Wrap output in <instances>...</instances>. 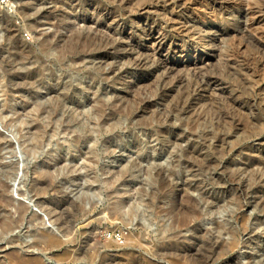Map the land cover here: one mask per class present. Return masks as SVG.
Segmentation results:
<instances>
[{"label":"rangeland","instance_id":"1","mask_svg":"<svg viewBox=\"0 0 264 264\" xmlns=\"http://www.w3.org/2000/svg\"><path fill=\"white\" fill-rule=\"evenodd\" d=\"M11 3L0 6V215L16 223L0 264H168L155 249L174 234L208 264H264V0ZM157 166L218 203L182 225L200 192L177 196L181 179L163 183ZM38 229L58 244L37 242Z\"/></svg>","mask_w":264,"mask_h":264},{"label":"bare ground","instance_id":"2","mask_svg":"<svg viewBox=\"0 0 264 264\" xmlns=\"http://www.w3.org/2000/svg\"><path fill=\"white\" fill-rule=\"evenodd\" d=\"M167 2H168V0H167ZM80 4V3H79ZM29 7H27V9H28ZM29 11V10H28ZM25 12V11H24ZM27 12V11H26ZM27 15V14H26ZM31 21V20H30ZM29 23V22H28ZM32 24V23H31ZM34 26H36V25H34ZM59 26H60V24H59ZM73 25L71 24V27H72ZM37 27V26H36ZM10 28H11V26H10ZM60 28V27H59ZM69 29V28H68ZM13 30V29H12ZM15 30V29H14ZM18 30V29H17ZM16 31V30H15ZM12 32V31H11ZM66 32V31H65ZM7 33H8V31H7ZM15 33V32H14ZM54 33V32H53ZM67 33V32H66ZM66 33H65V35H66ZM68 34V33H67ZM73 34H74V32H73ZM87 34V33H86ZM89 34V33H88ZM9 35V34H8ZM12 35V34H11ZM54 35V34H53ZM63 35H64V33H63ZM69 35H70V33H69ZM72 35V34H71ZM74 35H76V34H74ZM95 35V34H94ZM44 36H45V34H44ZM43 36V37H44ZM48 36V35H47ZM61 36V38L63 37L62 35H60ZM67 36V35H66ZM79 36V35H78ZM83 36H84V34H83ZM86 36V35H85ZM90 36V35H89ZM49 37H51L50 35H49ZM49 37H46L45 38V40L43 41V44H47L48 45V43H50V41H49ZM9 38V37H8ZM64 38V37H63ZM68 38V37H67ZM74 38H75V36H74ZM81 38V37H80ZM83 38H85V37H83ZM88 38V37H87ZM92 38V37H91ZM64 39H66V38H64ZM73 39V38H72ZM79 39V38H78ZM77 39V40H78ZM97 39H98V37H97ZM101 39V38H100ZM50 40H52V38H50ZM61 40V39H60ZM75 40H76V38H75ZM94 40V39H93ZM10 41V40H9ZM8 41V42H9ZM62 41V40H61ZM60 41V42H61ZM11 42H12V40H11ZM70 42H72V41H70ZM77 42V41H76ZM17 43V42H16ZM73 43V42H72ZM40 44V43H39ZM43 44H41L42 46H43ZM56 44V43H55ZM74 44V43H73ZM11 45V44H10ZM53 45V44H52ZM68 45V44H67ZM12 46H14V45H12ZM11 46V47H12ZM18 46H19V44H18ZM49 46V45H48ZM74 46V45H73ZM72 46V47H73ZM80 46V45H79ZM87 46V45H86ZM105 46V45H104ZM117 46V45H116ZM10 47V46H9ZM16 47V46H15ZM24 47V46H23ZM68 47V46H67ZM5 48H7V47H5ZM14 48V47H13ZM12 48V49H13ZM17 48V47H16ZM15 48V49H16ZM28 48V47H27ZM75 48V47H74ZM73 48V49H74ZM77 48V47H76ZM80 48V47H79ZM2 49V48H1ZM9 49H11V48H9ZM46 49V48H45ZM56 49V48H55ZM164 49H165V45L163 44V42H160V43H158V46L156 47V52H158V53H161V52H163L164 51ZM14 50V49H13ZM25 50V49H24ZM11 51V50H10ZM21 51V49L20 48H18V50H16V55L14 54V55H12L13 56V60H12V62H11V65L13 66L14 64H17V63H19L21 60H22V57H21V53L22 52H20ZM85 51V50H84ZM177 51V48L175 47V48H173V52H176ZM1 52V51H0ZM5 52V51H4ZM25 52H27V53H30L31 52V50H27V51H25ZM25 52H23V53H25ZM43 52V51H42ZM60 52V51H59ZM86 52V51H85ZM8 53H9V51H8ZM45 53V52H44ZM65 53V52H64ZM6 54V53H5ZM10 54V53H9ZM18 54V55H17ZM77 54V53H76ZM79 54H80V52H79ZM1 56V55H0ZM76 56V55H75ZM10 57V56H9ZM26 57V56H25ZM79 57V56H78ZM78 57H76V58H78ZM4 58V57H3ZM11 58V57H10ZM62 58V57H61ZM5 59V58H4ZM8 59V58H7ZM31 59H32V57H31ZM30 59V60H31ZM36 59V58H35ZM78 59H80V58H78ZM78 59H75V60H78ZM25 60V59H24ZM29 60V61H30ZM1 61V60H0ZM3 61V60H2ZM33 61V60H32ZM39 61V60H38ZM4 62V61H3ZM77 62V61H76ZM140 62V61H139ZM202 62V61H201ZM24 63V62H23ZM4 64V63H3ZM20 64V63H19ZM6 65V64H5ZM10 65V64H9ZM10 65V66H11ZM24 65V64H23ZM26 65V64H25ZM161 65H163L164 67H166V68H175L176 69V67H174V66H172V65H168V63L166 62V61H161ZM194 66V65H193ZM196 66V65H195ZM1 67V66H0ZM14 67H16L15 65H14ZM4 68V67H3ZM7 68V67H6ZM13 69V68H12ZM158 69V68H157ZM4 72V71H3ZM29 72V74H30V72H32V71H28ZM10 73V72H9ZM14 73V72H13ZM32 73H34V72H32ZM39 74V73H38ZM37 74V75H38ZM31 75H33V74H31ZM35 75V74H34ZM53 75V74H52ZM21 76V77H20ZM33 77V76H32ZM8 78V77H7ZM10 79L12 80V81H15V83H17V81H19V80H22V81H24L25 82V84H26V81L28 82L29 81V76L27 75V74H23V75H18V74H13L12 76H10ZM34 79V78H33ZM30 80H31V78H30ZM206 80H208V79H206ZM208 82V81H207ZM205 83V82H204ZM13 84V83H12ZM39 84V83H38ZM8 85H10L9 83H8ZM35 85V84H34ZM70 101V100H69ZM73 101V100H72ZM185 107V106H184ZM173 112H175L174 110H173ZM215 124V123H214ZM218 126V125H217ZM165 132V131H164ZM174 140V139H173ZM178 141V140H177ZM1 143V142H0ZM5 143V142H4ZM178 159V158H177ZM179 160V159H178ZM208 163V162H207ZM206 163V164H207ZM209 164V163H208ZM207 164V165H208ZM172 165V164H171ZM182 165H185V164H182ZM193 165V164H192ZM254 165H258V168L260 167L261 168V166H262V164L261 163H258V162H252V163H250V165H248V166H246L247 168H250V167H252V166H254ZM161 166V165H160ZM160 166H157V168H156V173H157V176H158V178H160V180L163 182V183H170L171 181H172V179H181V181H182V185H181V187H180V191L177 193V196L179 195L180 196V193L182 192V191H184V192H186V191H188L189 189H192V187H196L197 188V191H199L200 193H199V195H201L200 196V199L198 200V199H194V198H191V197H187L186 198V202L188 203V205L187 206H190V210H188V208H186V210H183V212H182V214H183V218L181 219V221H182V225H187V220L189 219V218H191V217H194V216H199V214L201 213V210H200V207H199V205H200V203L201 202H204V203H218V199L219 198H217V197H215V195L214 194H211L210 195V193L208 192V190H206V189H208V188H205V190L204 189H202L201 187H200V189H199V186H201L202 184H201V182H198V180H197V184H193V186H191V188H190V186L188 185L189 183L187 182V175H186V173L185 172H182L180 175L179 174H177L175 171H174V169L172 170V169H170L169 168V171H167L168 172V176L167 177H165V176H163V171H164V167H160ZM194 166V165H193ZM209 166H210V164H209ZM189 167V166H188ZM206 167H208V166H206ZM205 167V168H206ZM262 169V168H261ZM259 170V169H258ZM185 171V170H184ZM261 172V171H260ZM156 173H155V175H156ZM39 176V175H38ZM253 176V175H252ZM18 176H15V178H17ZM14 178V179H15ZM48 178V177H47ZM46 178V179H47ZM37 178H35V180H36ZM45 179V180H46ZM38 180V179H37ZM40 181V180H39ZM43 181V180H42ZM50 181V180H49ZM192 182H193V180H192ZM42 183V182H41ZM40 183V184H41ZM46 184H45V186H47V182H45ZM191 183V182H190ZM217 183V182H216ZM5 184V183H4ZM50 184V182H48V185ZM167 184H166V187H167ZM43 185H44V183H43ZM3 186V185H2ZM35 186V185H34ZM40 186V185H39ZM44 186V187H45ZM208 186V185H207ZM5 187L7 188V186L5 185ZM5 187H4V189H5ZM48 187V186H47ZM38 188V187H37ZM42 188H43V186H42ZM37 190V189H36ZM39 190V189H38ZM41 190V189H40ZM168 190V189H167ZM182 190V191H181ZM178 191V190H177ZM251 191V190H250ZM41 192H43V191H41ZM168 192V191H167ZM184 192H182V193H184ZM167 194V193H166ZM186 194V193H185ZM187 195H188V193H187ZM183 196V195H182ZM179 197H177L176 199H178ZM182 198V197H181ZM173 200V199H172ZM183 200V199H182ZM11 201V200H10ZM38 202V201H37ZM177 202V201H176ZM184 202H185V200H184ZM42 203V202H41ZM40 202H38L37 203V205L38 206H40V207H42V206H44V204L42 205ZM45 203V202H44ZM0 205H3V206H8L9 205V201H7L6 199H5V197L3 196V195H1L0 196ZM46 205V204H45ZM170 205V204H169ZM185 206V205H184ZM179 207V206H178ZM204 207V206H203ZM22 208V207H21ZM182 208V207H181ZM205 208V207H204ZM178 209V208H177ZM183 209H185V208H183ZM49 210V209H48ZM164 210H165V208H164ZM205 210V209H204ZM19 211H20V208H19ZM22 211H23V208H22ZM22 211L20 212V213H22ZM181 211V210H180ZM203 212V211H202ZM19 213V212H18ZM181 214V213H180ZM231 214V213H230ZM179 215V214H178ZM200 215H203V213H201ZM22 216V215H21ZM21 216H19V217H21ZM176 217V216H175ZM23 218V217H22ZM179 218V217H178ZM198 218V217H197ZM195 219V218H194ZM15 220V219H14ZM16 220H18V219H16ZM176 221V220H175ZM178 221V220H177ZM181 221H180V223H181ZM14 223H16L15 221H11L10 219L9 220H7L6 218H5V215L3 214V215H0V239L1 238H3L4 237V234L5 233H8L9 231H11L12 230V227H13V225H14ZM57 223H58V221H57ZM190 223V222H189ZM19 225V224H18ZM60 226V225H59ZM188 226V225H187ZM68 227V226H67ZM71 227V226H70ZM191 227V226H190ZM190 227H187V229L189 230L190 229ZM61 228V227H60ZM13 229H14V227H13ZM59 229V228H58ZM215 229H216V231H221V229H223L224 230V228H222V226L220 225V223H218L217 221H216V223H215ZM192 232H193V234L195 235V236H198L199 237V239H201V240H199V241H195L196 243H194L193 244V246H197L198 245V243L199 242H205V240L206 239H204L200 234H201V232L203 231L202 229H201V227H191V229H190ZM40 230L38 229V232H39ZM49 230H44V229H41V231H40V233L39 234H37V235H35V237L37 236V238H36V240H37V242L38 241H42L44 244H46V246H55L56 244H58V240L59 239H57L56 238V236H55V234H53L51 231L50 232H48ZM226 231H228V232H233V230L232 229H227ZM37 232V231H36ZM6 235V234H5ZM185 238V237H184ZM184 238H182L180 235H173V236H167L166 237V239L165 240H163V242H161V244H159V245H156V249H155V254L156 255H161L162 256V258H165V260H166V262L168 263V264H180V263H185V264H208V262H210L209 260L207 261V260H203V259H201V261L200 260H197V258H196V256H197V253H196V251H195V253H196V256L194 255V256H192V252H191V254H190V251H192L193 249H194V247H192V244L191 245H188V244H186V240L184 239ZM194 240V239H193ZM197 240V239H196ZM204 240V241H203ZM207 240L208 241H210V247H212V249L215 251V250H217L218 248H220L221 247V244L220 243H218V241H216V240H214V237H212V236H210L209 238H207ZM10 241V240H9ZM206 243H207V241H206ZM35 244H37V243H35ZM202 244V243H201ZM200 244V245H201ZM233 244H234V242L232 241V243L230 244V246L232 245L233 246ZM229 245V244H228ZM34 246V245H33ZM198 247V246H197ZM209 247V248H210ZM199 248V247H198ZM198 248H196L195 247V249H198ZM171 250H175V251H177L176 252V256H180V258H177V259H175L174 258V260L172 259L174 256H172V254H175V251L172 253H169L168 251H171ZM201 251V249L199 248L198 249V251ZM211 250V249H210ZM165 251H167V252H165ZM154 252V251H153ZM212 252V251H211ZM214 254V253H213ZM178 256V257H179ZM209 257H211V255H209ZM198 258H199V256H198ZM212 258V257H211ZM186 260V261H182V262H180V260ZM203 260V261H202ZM24 260H19V263L20 264H24ZM182 263V264H183ZM32 264H45V263H43L42 262V260H40L39 258H34L33 260H32ZM251 264H253V262H251Z\"/></svg>","mask_w":264,"mask_h":264},{"label":"built area","instance_id":"3","mask_svg":"<svg viewBox=\"0 0 264 264\" xmlns=\"http://www.w3.org/2000/svg\"><path fill=\"white\" fill-rule=\"evenodd\" d=\"M0 6L4 7L7 12L10 14L12 12L11 6V0H0Z\"/></svg>","mask_w":264,"mask_h":264}]
</instances>
